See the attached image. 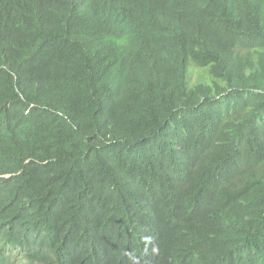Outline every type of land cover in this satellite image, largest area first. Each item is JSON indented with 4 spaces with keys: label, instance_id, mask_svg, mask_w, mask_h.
<instances>
[{
    "label": "trees",
    "instance_id": "obj_1",
    "mask_svg": "<svg viewBox=\"0 0 264 264\" xmlns=\"http://www.w3.org/2000/svg\"><path fill=\"white\" fill-rule=\"evenodd\" d=\"M61 261L264 264V0H0V264Z\"/></svg>",
    "mask_w": 264,
    "mask_h": 264
},
{
    "label": "rangeland",
    "instance_id": "obj_2",
    "mask_svg": "<svg viewBox=\"0 0 264 264\" xmlns=\"http://www.w3.org/2000/svg\"><path fill=\"white\" fill-rule=\"evenodd\" d=\"M196 75H197V72H193V74H192V77H191V82H195L196 81Z\"/></svg>",
    "mask_w": 264,
    "mask_h": 264
},
{
    "label": "clouds",
    "instance_id": "obj_3",
    "mask_svg": "<svg viewBox=\"0 0 264 264\" xmlns=\"http://www.w3.org/2000/svg\"><path fill=\"white\" fill-rule=\"evenodd\" d=\"M9 176V175H7ZM59 264H76V263H73L71 261H61Z\"/></svg>",
    "mask_w": 264,
    "mask_h": 264
}]
</instances>
